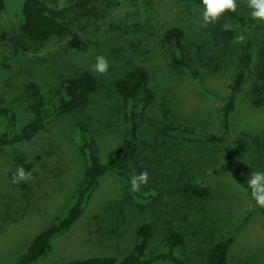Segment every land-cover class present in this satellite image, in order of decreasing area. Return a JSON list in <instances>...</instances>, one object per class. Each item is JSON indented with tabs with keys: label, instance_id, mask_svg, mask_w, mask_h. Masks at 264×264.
Returning a JSON list of instances; mask_svg holds the SVG:
<instances>
[{
	"label": "rangeland",
	"instance_id": "obj_1",
	"mask_svg": "<svg viewBox=\"0 0 264 264\" xmlns=\"http://www.w3.org/2000/svg\"><path fill=\"white\" fill-rule=\"evenodd\" d=\"M43 1L51 8L65 11L69 33L45 42H27L23 52L15 51L6 37L20 34L24 22V0H5V9L0 12V108L7 105L17 113L18 130L29 119L23 92L25 85L36 83L45 99H50L62 81L90 73L98 80L99 88L92 104L80 115L97 136L102 156L110 160L121 145L127 128L124 101L117 91V83L134 68L144 67L150 74L156 100L170 112L165 119L155 112L150 113V125L146 124L143 128L150 131L146 132V136L143 133L140 143L141 172L146 171L152 177L162 169L158 151L153 152L148 146L152 140L161 141L164 138L159 129L164 120L178 121L200 131L221 133V101L205 93L200 83L189 75L178 73L173 68L172 53L165 47L163 37L169 29H182L197 69L205 76L209 86L224 97L237 66L236 56L241 42V37H237L241 35L238 26L234 27L239 31L233 29L223 16L216 23L205 26L202 2L196 0H94L87 10H70L71 5L66 0ZM236 2V11L241 16H251L248 0ZM224 32L232 35L230 42L222 39ZM98 56H102L108 64L106 76H100L94 70ZM250 92L254 93L252 80L239 97L237 110L232 116L234 141L237 136L243 135L241 132L264 136V106L256 103L257 99L248 98ZM4 131L5 123L0 119V134ZM66 135L62 125L55 130L58 142ZM51 136L44 134L35 143L49 142ZM10 150H0V264L16 263L34 239L61 217L82 179L83 159L79 149L77 146L69 147L65 141L55 150V156L63 160L58 163L56 157H51L49 165L42 163V169L37 170L40 165H36L34 182L13 184L11 181L16 169L11 162ZM223 150L224 145L203 146L202 142H190L182 148L180 153L184 154H180L181 159L166 156L164 161L175 170L177 164L188 163L198 175L222 165ZM238 163L248 180L254 172H264V138L259 140L256 152L242 154ZM206 177V182L213 188L209 202L193 201V204H188L176 191L169 198L170 201H177L179 212L175 211L176 215H180L182 210L187 219L192 264H207V253L215 241L228 231L233 233L240 225L242 228L235 233L230 264H264V215L256 212L248 218L258 205L234 177L212 173ZM151 181L149 178V183ZM118 185L112 178L104 182L80 224L65 237L54 241V249L47 262L61 263L100 254L117 256L132 250L128 243L135 236L137 221L131 222L129 210H126L127 225L124 227L122 219L125 214L117 217L113 211L109 223L96 221L93 217L103 211L106 201L120 192ZM113 220L122 224L119 233L123 240H106L107 235L95 232L98 228H110ZM159 245L157 243L156 246Z\"/></svg>",
	"mask_w": 264,
	"mask_h": 264
},
{
	"label": "trees",
	"instance_id": "obj_2",
	"mask_svg": "<svg viewBox=\"0 0 264 264\" xmlns=\"http://www.w3.org/2000/svg\"><path fill=\"white\" fill-rule=\"evenodd\" d=\"M66 1L71 5L70 10L76 8L87 10L94 0ZM196 1L202 2V0ZM5 6V0H0V12L5 9ZM22 13L24 22L20 34L6 37V41H9L17 52L25 51L27 42H45L51 38H62L69 33L65 11L49 7L43 0H24ZM222 16L232 24L233 29L239 31L240 28L241 33L237 35L238 38L241 37L239 52L236 56L237 66L231 76L227 95L224 97L218 95L209 86L205 76L197 69L188 51L186 34L182 29H169L163 37L165 47L172 53L173 68L178 73L189 75L194 81L200 83L205 93L221 101L219 118L222 131L220 134L200 131L169 119L161 122L162 127L159 126V129L164 138L161 141L153 142L152 140L148 149L154 150L153 152L158 151L157 157L162 169L155 172L152 177L149 176L152 179L151 183L146 186L141 185V191L131 190V178L133 175L142 173L140 143L143 133L146 136V132L150 131L148 128H143L146 124L150 125V113L155 112L157 116L162 115L161 119H165L167 118L165 115L170 112L156 100L157 94L151 87L150 74L144 67L134 68L125 79L117 83V91L124 101L127 128L123 132L121 145L110 160L102 156L101 144L97 136L90 124L83 121L80 115L92 104L93 96L99 88L98 80L90 73L62 81L50 99H45L42 89L36 83L29 82L25 85L23 92L29 119L21 130L17 128L19 121L17 113L12 108L6 107L7 105L0 108V119L3 120V124L5 123V131L0 134V150L11 149V162L14 164V169L23 167L25 171L32 173V179H34L36 165H40L37 170L43 168L42 163L49 165V159L56 157V146L65 141L69 147L77 146L83 159L82 179L65 212L44 233L34 239L28 250L14 264H192L194 260L189 251L187 219L181 213L182 210L180 215H176L175 211L179 212L177 201H170L169 198L176 191V194L184 197V201L188 204H193L191 203L193 201L209 202L212 199L213 188L208 185L205 177H208L210 173L234 177L257 205L251 195L248 179L239 166L238 158L244 153L256 152L259 140L264 136L257 137L251 132H241L244 136H237L234 141L231 120L237 110V101L251 80L254 82V93L250 92L248 98L257 99L256 103L264 106L262 90L264 22H257L251 16L245 18L237 11L226 12ZM221 35L223 40L230 42L231 34L224 32ZM155 108H157L156 111H152ZM172 111L175 112V110ZM61 125L65 127L67 135L58 142L55 130ZM44 134H52L51 140L42 144L35 143ZM190 142H202L203 146L224 145V162L213 171H205L198 175L193 172L188 163H179L176 170L170 169L164 157L180 158V154H184L180 153L182 148ZM59 160L63 159L57 158L58 163ZM110 178L118 182L117 189H120V192L106 201L103 211L94 214L93 217L96 221L109 223L113 211L117 217L125 214L122 219L124 227L127 225L126 210H129L131 222L137 221L135 236L129 241L130 244L128 243L132 250L117 256L100 254L84 259L65 260L61 263L47 262L54 249V241L65 237L80 224L95 195ZM32 179L29 181L34 182ZM256 212L264 215V207L258 205L248 218ZM110 224V228H98L95 232L107 235L106 240H123L119 233L123 228L122 224L115 220ZM241 228L242 225L238 226L233 233L228 231L222 234V237L215 241L207 253V264H230L231 251L237 235L235 233ZM157 243L160 244L159 247L156 246Z\"/></svg>",
	"mask_w": 264,
	"mask_h": 264
},
{
	"label": "clouds",
	"instance_id": "obj_3",
	"mask_svg": "<svg viewBox=\"0 0 264 264\" xmlns=\"http://www.w3.org/2000/svg\"><path fill=\"white\" fill-rule=\"evenodd\" d=\"M202 5V18L205 26L210 23H216L223 14L235 12L237 9L236 0H202ZM248 7L252 9L250 15L253 19L257 20V22H264V0H248ZM94 70L100 76L107 75L108 64L102 56L97 57ZM32 178L30 171H25L23 167H18L11 182L19 184ZM148 183V172L145 171L139 175H133L131 178V190L133 192L141 191V185L146 186ZM248 186L251 188V195L257 205L264 207V172H254L248 180Z\"/></svg>",
	"mask_w": 264,
	"mask_h": 264
}]
</instances>
